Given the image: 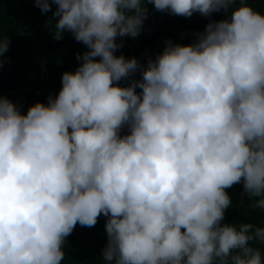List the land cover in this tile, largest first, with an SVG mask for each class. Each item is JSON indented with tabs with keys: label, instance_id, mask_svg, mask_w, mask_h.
I'll return each instance as SVG.
<instances>
[{
	"label": "clouds",
	"instance_id": "obj_1",
	"mask_svg": "<svg viewBox=\"0 0 264 264\" xmlns=\"http://www.w3.org/2000/svg\"><path fill=\"white\" fill-rule=\"evenodd\" d=\"M52 4L54 39L88 50L46 104L22 114L0 97V264H64L66 238L101 215L104 264H264V227L222 223L236 184L264 211V13L248 0H35ZM147 4L225 18L146 64L115 55Z\"/></svg>",
	"mask_w": 264,
	"mask_h": 264
},
{
	"label": "trees",
	"instance_id": "obj_2",
	"mask_svg": "<svg viewBox=\"0 0 264 264\" xmlns=\"http://www.w3.org/2000/svg\"><path fill=\"white\" fill-rule=\"evenodd\" d=\"M248 2L255 10L264 13V0ZM55 8L56 5L52 4L51 11L42 13L35 6V0H0V38H9L8 51L0 57V97H7L17 104L22 114L37 102L46 104L49 95H58L62 74L75 72L81 63L77 55L88 50L70 32L64 33L61 40L54 39L53 26L57 18L52 12ZM147 8L148 17L141 34L135 38L118 37L117 43L123 46L115 55H123L126 59L135 57L141 64H146L149 57L155 58L163 51L167 40L188 45L194 39L193 34L203 32L210 20L225 18L222 13H214L208 18L199 13L191 17L176 16L157 11L152 4H147ZM132 78L139 79V72ZM119 86H127V81L122 80ZM126 134L127 129H122L121 135ZM226 191L232 205L225 211L222 223H252L264 227V211L251 207L254 199L244 193L242 183ZM106 219L101 215L94 227L77 224L66 238L64 264H104L102 249L107 243ZM253 246L264 253V244L254 242Z\"/></svg>",
	"mask_w": 264,
	"mask_h": 264
}]
</instances>
